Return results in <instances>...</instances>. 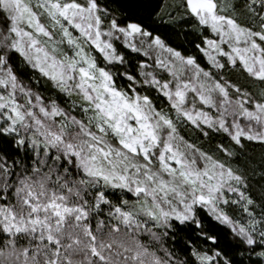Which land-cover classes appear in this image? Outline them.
<instances>
[{"label": "snow or ice", "instance_id": "snow-or-ice-1", "mask_svg": "<svg viewBox=\"0 0 264 264\" xmlns=\"http://www.w3.org/2000/svg\"><path fill=\"white\" fill-rule=\"evenodd\" d=\"M0 264H264V0H0Z\"/></svg>", "mask_w": 264, "mask_h": 264}]
</instances>
